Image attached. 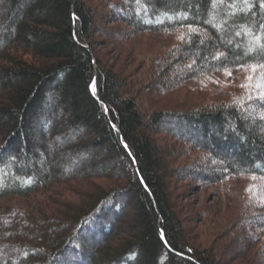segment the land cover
<instances>
[{
	"label": "trees",
	"instance_id": "1",
	"mask_svg": "<svg viewBox=\"0 0 264 264\" xmlns=\"http://www.w3.org/2000/svg\"><path fill=\"white\" fill-rule=\"evenodd\" d=\"M215 2L213 7V0H103L93 6L89 0H0V62L12 67H0V201L25 199L53 184L78 181L79 175L119 183L92 184L79 204L51 202L60 210L57 215L42 202L1 208L0 264H76L71 258L77 255L82 264H94L84 245L96 236L104 244L94 248L98 264H231L226 258L232 249L253 245L249 238L239 240V234L252 230V237L264 229V213L257 209L242 214L219 252L191 242L193 228L185 227L170 188V180L186 171L171 168L172 156L161 143L164 132L187 139L210 153L208 163L227 154L231 158L224 169L195 168L219 173L218 179L226 174L258 178L262 186L252 207L259 208L264 204V96L250 89L232 101L160 112L144 109L139 101L140 93L165 96L228 69L255 65L256 74H264L260 0ZM117 22L130 36L189 31L154 58L144 76L131 78L104 63L95 48L106 34L104 25ZM108 33L107 39L119 38L115 31ZM13 50L42 67L16 60ZM56 96L68 115L61 137L82 133L85 140L76 152L100 150L109 164L91 163L75 178L53 168L45 155L58 119L52 107ZM12 154L20 160L10 161ZM125 199L132 213L126 229L117 221ZM250 264H264V246Z\"/></svg>",
	"mask_w": 264,
	"mask_h": 264
},
{
	"label": "rangeland",
	"instance_id": "2",
	"mask_svg": "<svg viewBox=\"0 0 264 264\" xmlns=\"http://www.w3.org/2000/svg\"><path fill=\"white\" fill-rule=\"evenodd\" d=\"M102 1L89 0V3L93 6H100ZM112 19L118 21L117 17H113ZM104 27L105 29L103 30H105L106 34H109V30L115 31L119 38L113 36V38L110 37L107 39L106 34L102 33L95 47L97 54L114 71L123 73L124 76L131 78H141V76H144L149 71L153 59L159 57V55H164L173 46L179 44L183 35L189 31L188 29H182L172 33H143L130 36L127 35L130 30L123 23L105 24ZM10 54H14L15 59L21 58V61L33 66L35 65L36 68L42 67V64L39 65L36 59L28 56L24 52L13 50V53ZM0 67L12 68L9 62H0ZM145 80L143 79V82ZM241 85H248V87H242ZM257 85H261V87H256ZM250 89L259 91V93L264 92V74H256L255 65L243 69H228L202 77L161 97L160 95L146 94V92L140 93L139 101L142 107L149 111L193 110L205 105L209 106L216 102L239 99V94L241 95L242 92L246 93L245 91H249ZM53 101V115H58V119L54 123L52 134L47 139L50 142V147H48L47 154L45 155L49 161H52L53 168L70 176L75 174L73 176L75 178L77 176L76 173L91 163H100V165L109 164L104 161L106 158L100 150L85 153L80 150L79 154L76 152L79 150L77 149L79 141L85 140L82 133L77 132V134L71 136L72 138L68 137L69 139L61 137L60 125L68 118V115L61 110L58 96ZM37 129L38 131L40 130L39 127ZM164 134H162L163 139L161 145L172 156L171 160H169L171 168L186 171L185 176L183 174V178L179 176L177 179L170 180V188L174 203L178 208V214L180 218L182 217L184 219L185 227L193 228V235H190L193 244L201 249H215L217 247L215 249L217 252L221 245L229 241V237L225 236L229 235L233 225L241 219L242 214H245V212L248 213V211H254V209H257L258 214L264 213V204L259 208L252 207L253 203L256 204V191L259 189V186H262V182L253 176H229L228 174L223 177L220 176V179H218L219 173L213 175L208 169L199 170L195 167L208 164L211 166L218 165V169H224L228 159L230 160L231 157H227V154L221 155L220 153V159L218 161L212 158L215 161L208 163L210 160L207 157H210V153L199 150L196 145L186 142L187 139L179 140L178 138H174V136H166L165 132ZM197 138L198 136H196ZM77 154L78 160L73 161V156H77ZM11 157L9 160H12L14 163L20 160V156L18 155L19 160L13 154ZM68 164L71 166H68ZM76 178L80 179L75 182L71 181L68 184L65 182L59 185L53 184L50 190L33 194L25 199L12 197L0 201V209L14 207L26 209L32 204L35 206V204L38 205L42 202L43 204H47L50 210L57 215V211L60 212V210L51 202L60 203V201L62 202L65 199L67 202L71 200L79 204L78 201H81L83 198L81 197L82 192L88 190L87 188L93 187L92 184L94 183L106 188L119 185V183L113 180L98 179L92 182L93 180H87L86 176L82 175ZM81 178L84 179L81 180ZM125 200V203L121 201L123 203V209L120 215L119 213L117 214L119 216L117 221L121 219V225H124L122 227L126 229L130 227L132 213L128 199ZM251 233H253L252 230H249L245 234L247 236L240 233L239 240L247 241L249 238L248 241L253 243V245L250 244V246L241 249H232L233 252L226 258V261H231V264H250L251 261L257 259V253L264 246V229L252 237H250ZM81 237H85V235ZM98 237H100L99 234ZM93 243L90 244L89 240V243L84 245V249L87 257L95 256L94 264H98L95 255L96 250L94 248L101 243L103 246V239L101 237L97 238L96 236L93 239ZM87 245L89 249H86ZM71 260L72 262L77 261L76 264H82L78 255L76 258H71ZM259 260L262 261L261 259ZM90 263L93 264L91 260L90 262L84 260V264Z\"/></svg>",
	"mask_w": 264,
	"mask_h": 264
},
{
	"label": "snow or ice",
	"instance_id": "3",
	"mask_svg": "<svg viewBox=\"0 0 264 264\" xmlns=\"http://www.w3.org/2000/svg\"><path fill=\"white\" fill-rule=\"evenodd\" d=\"M216 6V2L215 0H213V7ZM259 6L261 8H264V0H260V4ZM217 27H219V25H217ZM242 28H244V26H241ZM262 29H264V24H261L260 26ZM245 32L248 34H251L250 32H248V30L246 28H244ZM237 35H239V33H237ZM257 40L259 39V37L256 38ZM262 48H264V45H261ZM249 79H251V77H249ZM242 87H248V85H241ZM256 87H261V85H257ZM261 96H264V92L260 93ZM249 191H251V189H249Z\"/></svg>",
	"mask_w": 264,
	"mask_h": 264
},
{
	"label": "water",
	"instance_id": "4",
	"mask_svg": "<svg viewBox=\"0 0 264 264\" xmlns=\"http://www.w3.org/2000/svg\"><path fill=\"white\" fill-rule=\"evenodd\" d=\"M93 90H94V87H93ZM118 130H119V128H118Z\"/></svg>",
	"mask_w": 264,
	"mask_h": 264
}]
</instances>
